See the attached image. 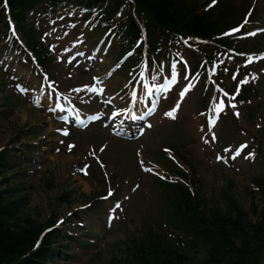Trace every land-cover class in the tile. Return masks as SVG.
<instances>
[{"label": "rangeland", "instance_id": "374dc122", "mask_svg": "<svg viewBox=\"0 0 264 264\" xmlns=\"http://www.w3.org/2000/svg\"><path fill=\"white\" fill-rule=\"evenodd\" d=\"M225 1L234 4L235 7L240 5V0ZM256 1L258 15L255 16L257 18L255 20L264 25V0ZM37 26L39 25L35 24L34 29H37ZM71 28L78 30L79 25L73 23ZM256 32H259V30L254 31V34ZM70 33H74V31L72 30ZM62 38L63 36L60 34H53L45 41L57 62L60 61L62 54L69 47L62 46ZM249 46L255 48V50H264V35L257 37V41ZM56 52L60 55H57ZM13 56L14 53L10 43L0 35V151L3 150L9 155L7 166L3 168L0 174V191L11 188L17 189L15 196L25 201L22 210L23 215L37 224L45 223L50 216H54L56 219L65 218L68 220L67 229L62 231L65 237L60 240L62 247L64 244L65 246L64 248H61L60 245L57 247L58 253L61 254L57 256L54 264H112L113 255L117 254V258L120 259V252L115 248V244L125 239L128 233L127 228L137 234L140 232L141 218L152 210L154 201L155 194L152 193L151 187H153L155 181H151L152 176L142 175L136 167L134 150L143 146V152L146 151L149 157L154 160L160 142L164 139L157 133L147 132L138 140V144L128 143L123 141L124 139L114 140L115 138H112L109 134V136L107 135L106 130L101 131L100 127L96 125L99 128L96 127L84 132H73L74 134H71L69 139L64 140L59 148L60 151L56 153L59 147L58 141L54 133L50 134V129H54L57 125H52L50 118H46L39 108L30 106L27 101L16 95L9 83L10 79L4 68ZM55 64L57 63L54 62L53 65ZM79 75L81 74L79 73ZM85 82L86 80L83 78L72 81V84L69 80L68 85H78ZM262 87L256 88L258 95H260L257 102L261 100V104L258 106L264 109V82ZM34 94L33 92L30 96L34 97ZM198 97L199 92L190 95L182 109L179 110L181 112L178 121L184 123L189 128V132L178 127H175V129L179 134L185 135L188 147L193 142L191 147L196 151L198 159L210 168L209 172L206 173L213 172L216 175L206 189L207 194L217 195L216 198L222 201L219 205H221V209H224V200L220 197V194L222 193V187L230 181L235 185V191L237 189L239 204L247 210L249 199L244 195V191L248 187L252 175L254 176L256 172L251 166H245V171L243 170L241 173L235 170L230 172L220 165H211L207 162L205 158L208 153H201L203 150L198 147L197 134L192 128V112L196 111ZM8 102H11L12 105L8 106ZM158 129L164 138L170 133H177L175 131L171 132L168 128ZM189 133L195 141L189 139ZM220 138L222 139V136ZM70 142H74L76 145L73 151L67 154V143ZM106 143L107 148L105 147L100 154L102 160L107 162L104 169L108 175L112 176L113 174L115 179H119L120 165L125 164L124 166L131 168L129 176H123L122 179L125 180L119 179V182L122 181L119 193L120 199L130 198L125 204V208H127L126 217L114 221L111 229L104 227L105 222H102V216H105L106 211L104 209H107L112 201L101 203L97 199L95 202L92 201L90 208L85 209L84 206L91 201L92 195L98 198L106 191L105 184L100 177H94L95 171L99 169L95 168L96 164L93 163L89 168L90 176L87 178H80L79 172V168L88 165L87 160L90 159V157H87V151L89 150L87 147H93L97 151L101 146L104 147ZM166 144L171 145L172 143L166 141ZM25 152L29 157H25ZM62 156L70 159L69 164L65 165L62 162ZM95 159H97V156ZM93 177L94 181L91 180ZM129 177L132 178V183L125 182ZM135 183H139L136 192L134 191ZM61 192L66 195L63 200L67 204L56 199V195ZM256 203H259L258 197ZM209 207L212 206L209 205ZM154 213V210L151 211L149 216L153 217ZM77 223L80 226H77ZM67 231L72 232L73 237L71 238L73 239L67 238ZM81 233H84L85 236H80V240L88 239L90 234L97 235L96 245H92L88 249H79L74 239ZM87 244L91 245L89 242ZM73 250H77L75 258L69 256L70 251ZM96 254L100 255L99 260L96 258L95 262L91 261Z\"/></svg>", "mask_w": 264, "mask_h": 264}, {"label": "trees", "instance_id": "16d2710c", "mask_svg": "<svg viewBox=\"0 0 264 264\" xmlns=\"http://www.w3.org/2000/svg\"><path fill=\"white\" fill-rule=\"evenodd\" d=\"M12 18L20 24L25 38L30 41V35L24 31V22L28 10L42 3V12L52 14L56 11L76 9L91 12L95 8L105 7V19L110 20V15L115 14L116 8L122 0H114L108 6V0H6ZM138 9L147 14L151 22L161 28L172 30L182 24L185 30L193 31L199 35L211 32V23L200 16H191L190 11L181 3L173 0H135ZM182 5V6H181ZM3 3L0 0V9ZM44 9V11H43ZM41 10V9H40ZM1 11V10H0ZM191 15H193L191 13ZM187 18V19H186ZM0 23L4 17L0 12ZM5 158L0 155V166ZM10 191L0 192V264H47L51 255L54 235L44 237L42 245L33 251L34 243L42 228L29 217L20 212V202L7 200L4 196ZM175 198H178L175 195ZM14 200V199H13ZM264 202V199H262ZM175 217H180L184 209L190 207V201L172 205ZM261 221L253 225L245 212L230 206L223 213L206 216L201 211H195L192 227L202 228L214 236L209 244L211 255L222 257L226 264H262L259 258L260 242L264 239V207L257 211ZM172 213H168L171 219ZM190 223L187 224L189 227ZM141 248L136 247V252L131 254L132 264H180L183 263L181 255L170 251H160L157 245L147 239ZM263 244V243H262Z\"/></svg>", "mask_w": 264, "mask_h": 264}, {"label": "snow or ice", "instance_id": "6c2138e0", "mask_svg": "<svg viewBox=\"0 0 264 264\" xmlns=\"http://www.w3.org/2000/svg\"><path fill=\"white\" fill-rule=\"evenodd\" d=\"M215 3H216V0H212V4H215ZM209 6L211 7L212 5H209ZM233 31H236V30L234 29ZM249 59L251 60L252 58L249 57ZM94 79H96V78H94ZM85 87H87V86H85ZM25 90H26V89H25ZM183 95H184V93L182 92V93H181V97H183ZM225 95H227V93H225ZM223 105H224V102H223V101H220L219 105H217V106L214 107V110H215V111H219V110H221L222 107H223ZM178 107H179V102L176 104V107L173 108L171 111H172V112H175L176 109H177ZM170 114H171V113H166V115H170ZM63 134H64V135H67L68 133H67V131L65 130ZM212 139H215V137L213 136ZM205 142L207 143L208 141L206 140ZM244 147H246V145H241L239 148H237V149L235 150V155H239V154H240V151H241ZM225 151H228V149H225ZM249 155H251V153H250ZM222 158H223L222 156H218V157H217V159H222ZM233 158H234V157H233ZM81 171H83V169H81ZM85 174H86V173H85ZM109 194H111V192H110ZM117 207H119V205H117Z\"/></svg>", "mask_w": 264, "mask_h": 264}, {"label": "bare ground", "instance_id": "6f19581e", "mask_svg": "<svg viewBox=\"0 0 264 264\" xmlns=\"http://www.w3.org/2000/svg\"><path fill=\"white\" fill-rule=\"evenodd\" d=\"M6 0H2V3H4ZM144 99V98H143ZM62 162L65 164V165H67V164H69L68 162L70 161V159L68 158V157H66V156H62ZM17 191L18 190H11V192L13 193V195L15 196L16 194H17ZM14 199V200H13ZM13 199H11V201H14V202H22V200L23 199H21V198H17L16 196L13 198Z\"/></svg>", "mask_w": 264, "mask_h": 264}]
</instances>
